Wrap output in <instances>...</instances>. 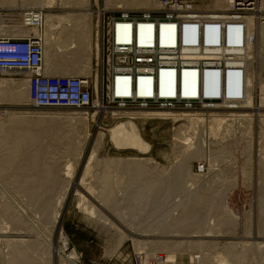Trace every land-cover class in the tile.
<instances>
[{
    "label": "bare ground",
    "instance_id": "1",
    "mask_svg": "<svg viewBox=\"0 0 264 264\" xmlns=\"http://www.w3.org/2000/svg\"><path fill=\"white\" fill-rule=\"evenodd\" d=\"M17 1L18 2L16 3L15 2L11 3L12 0H0V6L20 5L25 8H28L27 6H29L30 8L39 6L45 9H53L57 6L58 7L64 6L67 7L68 9L70 8V11L66 12L65 14H56V13H52L51 10H48L44 14L45 17L44 26L41 29L40 28L30 29L25 26H21L19 28L17 27L8 28L1 19L0 33H2L3 35H16L19 37L33 34L36 37H40L44 48V66H45L46 74L66 75V76L89 75L91 71L90 69L91 65L87 60L83 62L85 58H82L81 54H87L86 52H90V53L93 52L94 47L98 50V52H100V44L99 42L96 41L94 42L91 31V25L93 24L92 23L93 16L96 13V10L92 8V0H26L28 2H25V0H17ZM106 1L107 4L105 8L117 9L122 11L134 9V11L143 10V11H148L147 13H152L150 12V10L158 6L156 0H106ZM95 3L99 5V0H96ZM232 3L233 0H212L211 3L209 5H206L205 7L212 8L211 9L212 11L218 10L224 12V11H229L231 9ZM1 8L2 7H0V9ZM256 9H257L256 13H249L246 18L247 26H248L247 29L248 40L247 43L245 44V47L241 49L244 56L235 63L243 68V72H244V76L242 77L243 82L240 85V80H241L240 75H236V76L233 75L232 80L230 76L226 78L228 79L229 82H232L230 88L233 90V93H235V95H239L241 91L240 87L241 86L243 87L242 90L244 93V99L241 102V106L245 105L251 107L254 104L255 96H256L255 90L257 88L261 96L259 107L263 108L264 79L261 76L262 73L260 74V66L258 61L260 60L259 57L260 54L261 53L262 55L264 54L263 53L264 52V0H257ZM98 14L99 13H97V15ZM258 17L260 18L259 22H257ZM141 29H142L141 32L145 36H149L153 32L152 27H141ZM128 31L129 30L127 28L125 27L122 28L121 30L122 35L123 36L127 35ZM162 31L164 33V37H166V41L173 42L174 33H175L174 28L163 26ZM238 34L239 31L234 30V35L237 36ZM71 37L75 38L72 43L74 44L75 48H76L75 45L77 44L78 47L76 49L77 53L75 50H73L74 52L72 55L76 53L74 57L71 56L72 57L71 59L61 60L60 59L61 54H59L60 58L58 55V52L60 51L59 49H61L60 40L62 38H71ZM71 47L73 46L71 45ZM64 48L62 54L66 50ZM69 49H67V51ZM66 53H64L63 55H65ZM90 53L88 54L89 56L91 55ZM66 58H69L68 55ZM13 73L18 74L17 71H14ZM189 75H191V77H194V79L196 78V76L192 73H189ZM167 77H168V81L172 82L173 75L170 74ZM219 80L222 81V78L219 77L217 74L212 75V77L205 76L203 78L204 83L207 84L206 86L208 87H210L211 84L215 85L219 83ZM3 83L10 85L9 89L0 90L1 93H3L2 96H4L6 100L17 101L19 103L29 101L28 83L26 82L25 79L0 78V85H2ZM120 85L123 86L121 90L125 93V91H127L128 89L129 80L126 79L125 81H121ZM148 90L149 89H146L145 91ZM187 92L189 93V95L195 94L194 85ZM88 113L90 114V112H74L72 114H67V116H65L64 118L67 117V119H69L70 122L81 123V124L83 123L86 126L88 123L87 120L90 116ZM109 114H111V120L124 117V120L114 123L113 125L110 124L112 127H110L111 129L109 132L111 135V141L115 144V147H117L120 150H127V151L132 150L139 154H137V156H133V157L131 156L126 158L121 156L118 157L106 156V158L104 157L105 158L104 160H101L99 156H97V152H98L97 148L93 149L92 153L90 154L84 165L85 167H84L83 175L77 184L84 183L86 176L88 174H91L92 177L94 178L93 180L96 181L97 184H99L101 187L99 188L100 196L98 197L103 201V203H105V205L109 204L110 209L114 212H117L119 217L126 221L127 216L125 215L127 213H124L122 210H120L119 206L121 207V204L119 205L118 202L120 201V199L118 200V196L116 192L114 193V188H112L113 185L118 184V182L124 183L125 179L129 180L135 174L137 175L147 174L151 176L150 175L151 173H159L162 170V163L152 156L153 155L152 143L149 140L145 139L143 136L144 135L143 125L145 124V122L148 120H156V119L173 121V126H174L173 137L175 139H173L172 150L174 152L178 150L184 152L185 154H194V153L200 154L202 152L205 153L206 149L203 146V143H205L204 141L205 137L202 135V133L196 131L197 129L198 130L201 129L200 125H197V123H199L200 121L199 117L194 115V113H190V112L168 111V110L154 111L149 109L148 111H139V112L117 111V112H111ZM48 115L42 117L41 116L31 117V114H29V112L28 113L0 112V176L2 177V178L0 177V199H1L0 208H2V210L1 209L0 210L2 211L1 214L4 218V219L1 218L2 222H0L1 223L0 231L7 232L6 231V228L8 229L7 224L10 222L12 224V226H10L12 228V231L24 230V232L29 231L32 234L34 232L36 233L35 235L38 237V241L35 240L31 242L28 247L26 245L23 247L18 245L14 241H11L10 238L5 239V249L7 248V250H5L4 248L3 249L0 248V255H2V257L4 258L6 256L5 255L6 253L8 255L7 259L9 261V264H51L50 263L51 255L49 254L50 250L49 252H44L45 250L43 249L45 248L52 249L51 254L56 252L57 256L60 259V264H68V262H73L75 264H78V258L76 256L70 257L66 255L62 247L58 249L57 247L54 246L52 228H54L55 224L58 222L61 216V209L63 207V204L65 203L66 193L63 194L64 196L61 195L62 197H60V199L57 200V202H52L50 199H52V197L54 196L48 195L46 192H44V190L50 188L51 186L58 187L59 185H61L62 170L53 169V167L58 168L60 166L58 163H50V162L44 163L40 161L44 157L46 151L41 143L40 138L49 137V136L56 137L61 135L65 137L68 136L70 133L68 134V131H65L64 129L61 130L62 126L66 127V123L64 122V120H62L59 117L56 118V116H52V114H50V116ZM252 116L249 113H236V112H232L226 115H221V114L214 115L213 120L210 122L209 125V134L214 137L219 136L220 134L222 136L223 135L225 136L228 131H231L232 123L227 122L228 118L234 120L242 119L239 125L241 124L244 125L246 123L247 126H249L251 124L250 122L254 120L252 119ZM259 119L261 120L262 123H264V112L259 113ZM70 130L71 129H69V131ZM100 131L96 139L97 141L96 143L98 144L102 143L105 137V132L102 131L100 132ZM71 133L72 135H74L73 132ZM75 135H77V133ZM78 144L80 143L78 142L76 145ZM78 148L80 149L79 150L80 152L79 155H80L82 152V146L78 145ZM73 149L74 151L76 150L75 148ZM164 152L163 150L161 151V153ZM183 161L184 162L181 165H178L174 169V174L176 175V178L175 175L173 174L174 175V176L172 175L173 177L172 176L166 178L160 177L157 181L153 183L138 185L134 189L135 191L137 190L134 196L132 195L131 198L126 199L125 198L126 195H125L124 198L128 201L134 200V202L136 201L135 203L141 205V204H151L149 203L150 201L144 203L145 199L149 200L151 198L152 201L155 202L158 198L166 197L167 194L169 195L170 193H172L170 189L174 188L175 190V187L179 185V180H180L179 176L181 175V173H185L186 174L185 176L189 177V173L191 172L190 166L188 165L189 160L184 159ZM69 162L68 163L66 162L65 164L66 167H64L65 174L68 175L73 174L75 170V166L77 165V162L74 164ZM97 167H100V171L98 172H96ZM157 176L158 175H154V174L152 175V177H157ZM196 177H198V175L196 174L195 175L191 174L190 176V178L192 179H196ZM133 178L136 179L138 177H133ZM163 185L166 186L167 189L164 188ZM91 186L94 187L96 185L94 184L93 186L92 184ZM14 187H15V192H12L11 189ZM16 193H19V197L26 198L27 201L26 202L20 201ZM78 194H79V204H77L78 207L80 206V208L85 210L89 215L93 217L98 216L100 220L103 221L102 223L109 224L111 228L117 230L119 229L116 223L111 221L109 218L104 216V214L98 211L94 206H92L82 193L78 192ZM48 196L51 198L47 200ZM190 196H188L189 199L185 203L187 206L183 208L180 217L176 218L174 223L172 224L173 230L171 232H167L165 231V228H159L158 226L156 228V230L158 229L159 231L158 233H173V234L176 232L179 233L186 232L187 234L190 233L185 231V227L190 226V224H193L194 222H197V220L194 221L196 217L193 216V213L195 214V212L201 208V207L199 208V206H203L204 204L203 202H205L206 204L204 196H201L199 194H190ZM44 198L46 199V201H41ZM124 198L122 199L124 200ZM198 203L201 204L199 205ZM26 204L31 207L33 206L31 210H33L34 206L35 207L38 206V210L39 211L42 210V215L43 214L45 216L47 215L46 223H48L49 221L51 223L50 225H52L51 229L49 226H47L50 230H48V228L45 227L44 225L42 226V224H40V222L36 219L35 213L30 212ZM228 208L224 207L225 213L224 212L223 213L225 215L221 217L218 226L220 225V222H222L221 225L224 224L223 225L224 227L226 224L227 227L228 226L231 227L232 224L236 223L234 221L235 217L232 218L234 215L230 218L229 211L227 210ZM135 211L136 214L132 215L133 216L132 221L147 220L146 213L144 210L138 208L135 209ZM42 215L39 213V216ZM224 216L227 217L225 218ZM131 228H133V226H131ZM213 231L214 229L211 228L209 234H212L211 232ZM149 232L154 233L155 230H150L148 231V233ZM196 232L200 233L198 231ZM218 232L219 229L217 233ZM37 237H35V239ZM126 237L127 235H125V238ZM189 241L190 240L187 241L188 245L184 244L185 241H178L176 247L178 251L184 250L185 252L190 253L191 264L203 263L202 259L206 255L204 253V251L206 250H203L202 247H204V249L207 248V252H208V249L211 245L214 246V248L224 247L225 245H227V243L214 242L213 240L211 242L194 240V241H190V243ZM134 242L136 247L138 246V248H143L144 246V248H146L147 250L148 249L149 251L151 250L149 252L150 254L151 252L159 250L158 249L159 245H162L161 246L162 248L166 246L165 242H160V241H154V242L150 241L147 245H145L144 243L143 245L141 241H134ZM199 245L202 247H200ZM247 245H248L247 243L246 244L240 243L239 245L235 242L229 243V246L231 248H229L228 246L227 252L233 254V256L236 257L235 260L238 261L237 259H239V257L237 256L240 255L241 249ZM238 246L239 247L241 246V249H239ZM237 249L240 251H238ZM172 254L167 255V260L164 259L163 263L166 260L168 264H174L176 262V258L175 256H172ZM214 256L219 261V263L222 261L221 263L225 264V262L223 261L224 258L222 256L216 254ZM211 257L213 258V255ZM231 263L233 264L232 261Z\"/></svg>",
    "mask_w": 264,
    "mask_h": 264
},
{
    "label": "rangeland",
    "instance_id": "2",
    "mask_svg": "<svg viewBox=\"0 0 264 264\" xmlns=\"http://www.w3.org/2000/svg\"><path fill=\"white\" fill-rule=\"evenodd\" d=\"M211 1L212 0H196L198 5L197 9L205 12L211 10L212 8L205 7L206 5H209ZM13 2L16 3L18 1L12 0L11 3ZM25 2L27 1L25 0ZM92 4L94 6V9H96L95 6L97 5L95 4V0H92ZM106 4H107L106 0H99L98 7H102L104 5L106 6ZM17 6L4 5L0 7H2L1 9H4L7 7H17ZM56 9H57L56 11H51V12L56 14H65L66 12L70 11V8L68 9L67 7L64 6H60V7L57 6ZM214 11H218V10H214ZM98 16L99 15H97V13L94 14L93 16L94 21L92 20L93 24L91 25V31L94 42L95 41L98 42L97 34H96L97 31L96 24H97V19L99 18ZM74 39L75 38L71 37V38H62L60 40L61 49L59 50L61 51V53L59 51L58 55L61 54V58L59 55V58L61 60L71 59L72 57H74V55H76L77 53L76 49L78 47L76 42H75L76 48L74 47V44L72 43ZM71 45L73 47H71ZM63 48L66 49L65 50L66 52L69 51L68 53H66L65 51L63 52V54L66 53L65 54L66 57L68 55L69 58H66L65 55L62 54ZM67 49L69 50L67 51ZM73 50L76 51L74 55H72L74 52ZM97 51L98 50L94 47L93 52L91 53L86 52L87 54H81L82 58H85L83 62L87 60L91 65L90 68L92 71V72L90 71L91 75L93 73V70H96L95 63H96ZM89 53L91 54L90 56L88 55ZM87 57H89L90 59ZM259 66H260V74L262 73L261 76L264 79V54L262 55V53L260 54ZM13 72L14 71L9 72L3 76H0V78L18 79L19 76L17 74H14ZM9 86H10L9 84L3 83L2 85H0V90L9 89ZM255 91H256L255 101L251 107L244 105L242 106L244 110L233 111L236 113H249L251 114V116L253 115L252 119L254 120L250 122L252 125L250 124L251 125V126L249 125L250 127L247 126L246 123L244 125L241 124L240 127H233L232 125L231 131H228L225 136L224 135L222 136L221 134L216 137L210 135V137L213 140L207 139L204 140L205 143H203V146L206 149L205 153L202 152L200 154H195V153L185 154L184 152L178 150L174 152L172 150L173 139H175L173 137L174 126L172 120L156 119V120H148L145 122V124L143 125L144 128L143 136L145 139L149 140L152 143L153 145L152 156L162 163V170L159 173H151L150 174L151 176L147 174L145 175L135 174L129 180L125 179L124 183L118 182V184L113 185L112 188H114V193L116 192L118 196V200L120 199V201L118 202L119 205L121 204V207L119 205L118 206L120 210H122L124 213H127L125 215L127 216L126 221L120 218L117 212L112 211L110 209L109 204L105 205V203H103V201L98 197L100 196L99 188L101 187L99 184H97L96 181L93 180L94 178L92 177L91 174H88L86 176L84 183L81 184H77V183L83 175L84 167H85L84 165L88 157L92 153L93 149L97 148L98 150L97 156H99L101 160H104L106 156L107 157L121 156L126 158L131 156L132 157L137 156V154H139L132 150H128V151L120 150L117 147H115V144L111 141V135L109 132L111 129L110 127H112L111 125H113L114 123L124 120V117L111 120V114L109 113L117 112V111L139 112V111H148V110L120 109L118 107H111L110 102L107 98H104L102 100L103 104L107 107L105 110H99L97 108L91 110L36 108L31 105L30 101L22 102V103H19L17 101H8L4 98V96H2L3 93H1L0 91V112L1 113L29 112V114H31V117H36V116L42 117V116H47L48 114H49L48 116H50V114H52V116H56V118L59 117L62 120H64V122L66 123V127L62 126L61 130L64 129L65 131H68V134L70 133L68 136L64 137L63 135H61L56 137L49 136V137L40 138L41 143L46 150L44 157L40 161L44 163L45 162L58 163L60 166L58 165L59 166L58 168L53 167V169L62 170L61 185H59L58 187L51 186L50 188L44 190V192H46L48 195L54 196L52 197V199H50L52 202H57V200H59L60 197L64 196L63 194L66 193L65 203L63 204V207L61 209V216L58 222L55 224L54 228H52L53 230L52 235L54 239L53 241H54V246L57 247L58 249L62 247L66 255L70 257L76 256L78 258V264H139L137 261V256L140 255L138 253H142L141 256L143 257L146 263L152 262L154 257L157 254L159 255V253L160 255H163L165 257L164 259L166 260H167V255H171L173 253L174 255L172 254V256H175L176 258V262L174 264H191L190 253L189 252L187 253L184 250L182 251L179 250L180 251L179 252L176 247L178 241H185L184 244L188 245L187 242L188 240L190 241L202 240L206 242H211L213 240L214 242L227 243V245H225L224 247H219V248L218 247L214 248V246L211 245L208 249V252H207V248L204 249V247L199 245L200 247L203 248V250H206L204 251L206 255L202 259L203 263L200 264H220L222 261L219 263V261L214 256L215 254L222 256L224 258L223 261L225 262V264H232L231 261L233 262V264H264V171H260V172L251 171L250 170L251 168L246 169L245 171L240 170L241 162L244 161H248L247 167L258 165L264 169V123H262L261 120L259 119V113L264 112V107L263 108L259 107L261 96L257 88ZM253 107L254 108L258 107L259 110L256 109L251 110V108ZM249 108L250 110H247ZM154 111H159V110H154ZM74 112H90V114L88 113L90 116L87 120L88 122L86 125L87 127L83 123L81 124V123L70 122L69 119H67V117L64 118L65 116H67V114H72ZM255 120H257L258 122ZM203 128L205 127H202V129ZM69 129L71 130L69 131ZM100 129L102 132H105V137L102 143L98 144L96 143L97 142L96 139ZM196 131H198V129ZM204 131H206L207 134L209 132V127H206ZM71 132H73L74 135H72ZM76 133L78 136L75 135ZM78 142L80 143L78 145L82 146V152L80 155H79L80 149L78 148V145H76ZM69 143L71 144V146ZM73 148H75L76 150L74 151ZM162 150L163 152L164 151L165 152L161 153ZM222 153L229 156L230 158L229 160H231L233 167L239 166V168L229 171L228 173H212V174L209 173L201 174L196 172L195 170L194 171L192 170V166L193 167L196 166L198 160L208 159L209 156L211 158L209 163V168L213 169L215 166L219 164L220 161L218 158L223 155ZM205 154H207V156L203 157ZM184 159L189 160L188 165L190 166L191 169L190 170L191 172L189 173V177L185 176L186 175L185 173H181V175L179 176L180 177L179 185H178L179 187L178 186L175 187V190L174 188L170 189L172 193H170L169 195L167 194L168 197L166 196L164 198L162 197L158 198L155 202L152 201L151 198H150L151 200L145 199V202L143 200L144 203L150 201L149 203L151 204H141V205L135 203L136 201L134 202V200L133 201L126 200L131 198L132 195L134 196V194L137 191L134 190L136 186L143 184L145 185L147 183H153L157 181L160 177H165V178L171 177L174 174L175 167L181 165L184 162L183 161ZM234 161L237 163L235 164ZM66 162L73 164L77 162L73 174H70L71 176L65 174L64 167H66L65 166ZM98 171H100V167L96 168V172ZM153 174L158 176L152 177ZM191 174L192 175L196 174L198 175V177H196V179H192L190 178ZM133 177H138V178L134 179ZM92 184L93 186L94 184L96 186L92 187L91 186ZM164 188H166V186H164ZM11 190L12 192H15V187L12 188ZM78 192L82 193L89 201V203L92 206H94L98 211H100L102 214H104V216H106L111 221L116 223L119 229L117 230L111 228L109 224L102 223L103 221L100 220L98 216L93 217L89 215L85 210L80 208V206L78 207L77 205L79 204ZM16 194L19 197V193ZM190 194H199L201 196H204L206 201V204L205 202H203L205 205L203 204V206H199V208L200 207L201 208L197 210L198 212L196 211L195 214L193 213V216L196 217L194 221L197 220L198 223L194 222L193 224H190V226L185 227V231L190 233L188 234L186 232L184 233L176 232L174 234L158 233L159 232L158 229L156 230L158 226L159 228H165V231L167 232H171L173 230L172 224L174 223L176 218L180 217L183 208L187 206L185 203L189 199L188 196H190ZM124 196L126 199L124 198ZM49 198L51 197L48 196L47 200ZM122 198H124V200ZM19 199L22 202L27 201L26 198L19 197ZM41 201H46V199L44 198ZM26 206L28 207V210L30 212L35 213L36 219L40 222V224H42V226L43 225L45 227L49 226L51 229L52 226L50 225L51 223L49 221L48 223H46L47 215L46 216L44 214L42 215V210L39 211L38 206L36 207L34 206L35 209L33 208V210H31L33 206L31 207L28 206L27 204ZM224 207L228 208L227 210L229 211L230 218L233 215L234 216L232 218L235 217L234 221L236 223L232 224L231 227L230 226L227 227V224L224 227L223 226L224 224L221 225L222 222H220V225L218 226L221 217L225 215ZM138 208H141L142 210L145 211L147 220L132 221L133 220L132 215L136 214L135 209ZM0 209L2 210V208ZM1 210H0V220H1L0 222H2V219H4L1 214L2 212ZM39 213L42 216H39ZM10 224H11L10 222L7 224L8 226V229L6 228L7 232L0 231L1 249L3 248L5 249V239L8 238H10L11 241H14L16 244L22 247L25 245L28 247L31 242L35 240L38 241V237L35 235L36 233L33 232L32 234L29 231L24 232V230L23 231L17 230L18 232L15 230L12 231V228L10 227L12 226V224L11 225ZM216 224L218 227L216 226ZM131 226H133V228H131ZM211 228H213L214 231L211 232L212 234H209ZM50 229L48 228V230ZM218 229L219 232L217 233ZM150 230H155V232L148 233V231ZM196 231L200 233H197ZM125 235H127L126 238ZM35 237L37 238L35 239ZM134 241H141L142 244L144 243L145 245H147L150 241L152 242L160 241V242H165L166 246L162 248L161 247L162 245H159L158 248L159 250L151 252L150 254L149 252L151 250L150 251L149 249L147 250L146 248H144V246L143 248H138V246L136 247ZM234 242L237 243L238 245L240 243L248 244L242 249L241 246L240 247L238 246L239 249H241V251L237 249L238 251H240V255L238 254H237L238 256L236 255L237 257H239V259H237L238 261L235 260L236 257H234L233 254L227 252L229 243H234ZM167 243L169 244V246ZM229 248L231 247L229 246ZM5 250H7V248ZM43 250H45L44 252H49L50 250L49 254L51 255L50 258L51 264H60V259L57 256L56 252L51 254L52 249L49 248L48 249L45 248ZM211 254L213 255V258L211 257L212 256ZM5 255L6 256L4 258L2 257V255H0V264H9V261L7 259L8 255L6 253ZM166 260L164 261V263L162 261V263L160 264H166V263L168 264ZM68 264H75V263L68 262Z\"/></svg>",
    "mask_w": 264,
    "mask_h": 264
},
{
    "label": "built area",
    "instance_id": "3",
    "mask_svg": "<svg viewBox=\"0 0 264 264\" xmlns=\"http://www.w3.org/2000/svg\"><path fill=\"white\" fill-rule=\"evenodd\" d=\"M156 1L158 6L150 11L152 13L108 9L95 3L94 10L100 12L96 34L101 46L92 75L46 74L40 37L0 33V76L17 71L19 78L28 83L29 101L36 108L105 110L107 107L102 100L107 98L111 107L120 109L194 113L200 120L197 125L201 129L198 132L202 133L204 140H211L209 132L207 136L202 127H209L214 115L244 110L241 106L243 87H240V94L235 95L230 88L232 82L226 77L230 76L232 80L233 75H240V85L243 82V68L235 63L244 56L241 49L248 40L246 18L249 13L257 12V0H233L231 9L226 12L200 11L196 0ZM48 10L43 7H7L0 9V20L8 28L25 26L41 29ZM56 10V7L51 9ZM128 25L131 27H126ZM149 26L153 32L145 36L141 27ZM163 26L174 28L173 42L166 41ZM124 27L129 30L125 36L121 32ZM234 30L239 31L237 36ZM170 74L173 75L172 82L168 81ZM214 74L222 81L206 86L203 78ZM126 79L129 80L127 91L132 93L130 95L121 90L123 86L120 83ZM193 85L195 94L189 95L187 91ZM161 88L164 95L160 94ZM170 90L171 95L168 94ZM141 92L145 94L141 95ZM254 109L259 108H251ZM241 120L228 118L227 122H231L233 127H240ZM222 154L218 158L219 164L213 169L209 168V156L208 159L198 160L192 170L212 174L228 173L239 168L233 167L229 156ZM247 164L248 161L241 162L240 170L251 168V171H264L261 166L247 167ZM138 254L139 264H160L164 260L159 253L152 262L146 263L142 253Z\"/></svg>",
    "mask_w": 264,
    "mask_h": 264
},
{
    "label": "snow or ice",
    "instance_id": "4",
    "mask_svg": "<svg viewBox=\"0 0 264 264\" xmlns=\"http://www.w3.org/2000/svg\"><path fill=\"white\" fill-rule=\"evenodd\" d=\"M126 27L130 28L131 26L128 25V26H126ZM149 27H151V26H149ZM133 87H135V85H133ZM117 94L119 95L120 93L117 92ZM124 94H125V95H130V94H132V93H130V92H128V91H125ZM144 94H145L144 92H141V95H144ZM148 94H150V93H148ZM160 94H161V95H164V94H165L162 88H161V92H160ZM168 94L171 95V94H173V93H172L171 90H170Z\"/></svg>",
    "mask_w": 264,
    "mask_h": 264
},
{
    "label": "crops",
    "instance_id": "5",
    "mask_svg": "<svg viewBox=\"0 0 264 264\" xmlns=\"http://www.w3.org/2000/svg\"><path fill=\"white\" fill-rule=\"evenodd\" d=\"M28 2V1H27ZM18 6H20V5H18ZM20 7H22V6H20Z\"/></svg>",
    "mask_w": 264,
    "mask_h": 264
}]
</instances>
